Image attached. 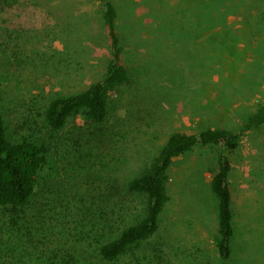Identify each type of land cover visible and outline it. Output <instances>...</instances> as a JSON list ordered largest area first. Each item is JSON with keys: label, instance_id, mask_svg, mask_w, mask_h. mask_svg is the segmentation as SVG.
<instances>
[{"label": "rangeland", "instance_id": "1", "mask_svg": "<svg viewBox=\"0 0 264 264\" xmlns=\"http://www.w3.org/2000/svg\"><path fill=\"white\" fill-rule=\"evenodd\" d=\"M114 2L131 82L111 94L100 128L77 118L54 132L44 117L50 101L86 89L106 71L101 3L0 0V96L9 134L47 147L34 196L15 214L0 206V264H107L95 251L103 235L91 225L122 207L117 189L173 132L237 128L264 99V0ZM228 153L229 260L214 245L211 169L220 148L212 146L175 159L157 235L115 264H264V128Z\"/></svg>", "mask_w": 264, "mask_h": 264}, {"label": "trees", "instance_id": "2", "mask_svg": "<svg viewBox=\"0 0 264 264\" xmlns=\"http://www.w3.org/2000/svg\"><path fill=\"white\" fill-rule=\"evenodd\" d=\"M101 3L103 24L109 40V56L103 77L86 89L53 98L47 105L44 117L54 132L64 129L71 119L81 118L100 128L109 117L111 94L131 82L128 68L123 63L125 48L118 32L117 6L114 0ZM264 128V99L257 109L239 127L177 130L173 132L149 163L133 178L117 189L122 204L111 219H95L91 225L100 237L95 249L97 257L107 264L121 258L157 235L163 212L170 201L169 170L175 159L196 147H218V167L211 169V187L218 199V229L214 245L222 260L233 253L234 237L233 191L230 184L232 160L229 151L238 148L248 133ZM47 147L29 138L13 140L9 134L0 96V206L18 213L36 192L38 177L47 163ZM102 214V213H100ZM119 226V233L107 240ZM121 226V227H120ZM159 249V248H158ZM133 250V251H132ZM161 251L155 256L160 257ZM128 264H133L129 262Z\"/></svg>", "mask_w": 264, "mask_h": 264}]
</instances>
